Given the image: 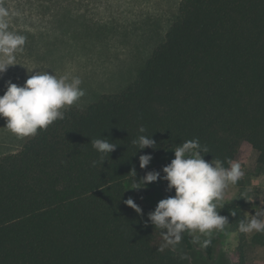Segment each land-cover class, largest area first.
<instances>
[{"label":"trees","instance_id":"trees-1","mask_svg":"<svg viewBox=\"0 0 264 264\" xmlns=\"http://www.w3.org/2000/svg\"><path fill=\"white\" fill-rule=\"evenodd\" d=\"M64 111L65 119L0 158V264H191L147 222L157 205L142 203L147 186L130 187L149 171L140 155L154 158L197 138L210 151L206 161L242 164L251 149L264 168V0H181L131 84ZM152 134L155 150L132 144ZM96 138L118 145L93 167ZM169 163L155 171L163 176ZM235 186L243 191L242 180ZM166 188L162 180L161 199L174 195ZM129 197L142 214L124 204ZM244 207L239 196L217 209L238 239L231 264H249L238 230ZM183 234L190 251L193 235ZM211 241L203 247L209 259Z\"/></svg>","mask_w":264,"mask_h":264},{"label":"rangeland","instance_id":"rangeland-1","mask_svg":"<svg viewBox=\"0 0 264 264\" xmlns=\"http://www.w3.org/2000/svg\"><path fill=\"white\" fill-rule=\"evenodd\" d=\"M180 1L0 0V7L9 12V30L27 38L23 51L15 53L16 65L0 74V95L6 91L7 81L22 86L36 71L82 80L85 95L67 108H83L101 95L119 93L135 80L152 50L163 41L178 15ZM5 126V119L0 118V158L16 153L32 137H18ZM173 158V150L167 149L151 160L149 171ZM241 166L243 191L230 185L221 203H235L241 196L244 219L254 214L264 219V168L257 164V153L247 150ZM147 188L142 203L154 205L161 199L162 180ZM192 235L204 238L198 232ZM183 236L179 244L169 247L187 254L191 264H231L238 239L228 227L213 231L211 259L198 244L188 251ZM243 248L247 263L264 264V233L246 234Z\"/></svg>","mask_w":264,"mask_h":264},{"label":"clouds","instance_id":"clouds-1","mask_svg":"<svg viewBox=\"0 0 264 264\" xmlns=\"http://www.w3.org/2000/svg\"><path fill=\"white\" fill-rule=\"evenodd\" d=\"M8 16V10L0 7V74L6 72L9 66L16 65L15 53L23 51L27 39L9 30ZM81 84L82 80L78 76L57 77L47 71L32 73L22 86L9 80L6 82V91L0 95V118L5 119V128L16 136H35L38 130L47 129L53 122L65 119L64 109L85 95ZM138 131L145 133L146 129L141 126ZM152 137L153 134L139 135L132 140V144L139 150H155L157 143ZM90 143L100 154L99 161H92L93 167L97 163L102 165L107 160L105 157L115 151L118 145L106 138L92 139ZM172 150L174 158L163 167V176L159 171H148L139 182L134 181L130 189H140L161 179L166 181V191L174 190V195L159 200L155 209L147 214V222L162 230L166 241L164 247L179 244L185 232H198L206 239L202 241L200 236H194L191 243L206 248L211 245L213 231H222L229 224L228 217L221 215L217 209L223 208L221 202L226 189L236 185L244 176L242 166L231 159L226 161L227 167L224 166L225 162L214 157L206 161L203 154L210 151L198 138L186 140ZM152 159L150 154L140 155V168L145 169ZM130 174L136 177L134 168ZM123 202L136 213L142 214L141 207L132 197ZM231 214L235 216V212ZM238 230L242 234L264 233V219L254 214L250 219L241 220Z\"/></svg>","mask_w":264,"mask_h":264}]
</instances>
